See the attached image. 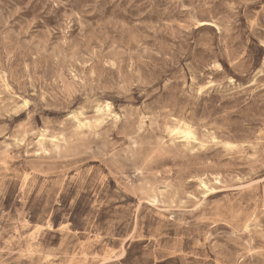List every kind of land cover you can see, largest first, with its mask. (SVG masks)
<instances>
[{"label":"rangeland","instance_id":"374dc122","mask_svg":"<svg viewBox=\"0 0 264 264\" xmlns=\"http://www.w3.org/2000/svg\"><path fill=\"white\" fill-rule=\"evenodd\" d=\"M0 264H264V0H0Z\"/></svg>","mask_w":264,"mask_h":264},{"label":"bare ground","instance_id":"6f19581e","mask_svg":"<svg viewBox=\"0 0 264 264\" xmlns=\"http://www.w3.org/2000/svg\"><path fill=\"white\" fill-rule=\"evenodd\" d=\"M104 107L107 112L110 111V105L108 103H106ZM170 132L175 135H180L185 140H189L193 138V131L191 127L187 124L174 126L173 128L170 129Z\"/></svg>","mask_w":264,"mask_h":264}]
</instances>
